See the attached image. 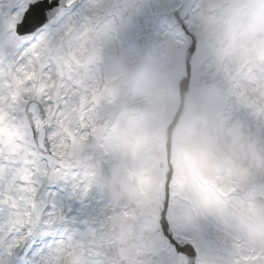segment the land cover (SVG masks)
<instances>
[{
	"label": "snow or ice",
	"instance_id": "6c2138e0",
	"mask_svg": "<svg viewBox=\"0 0 264 264\" xmlns=\"http://www.w3.org/2000/svg\"><path fill=\"white\" fill-rule=\"evenodd\" d=\"M161 63L210 68L195 173L132 118ZM262 69L264 0H0V264H264Z\"/></svg>",
	"mask_w": 264,
	"mask_h": 264
},
{
	"label": "rangeland",
	"instance_id": "374dc122",
	"mask_svg": "<svg viewBox=\"0 0 264 264\" xmlns=\"http://www.w3.org/2000/svg\"><path fill=\"white\" fill-rule=\"evenodd\" d=\"M236 8L238 9L239 6H236ZM243 21L246 23L245 28L248 30L245 33L246 30L244 31L243 29L240 36L245 40L251 39L253 33L247 26L248 20L246 16L243 17ZM211 32L213 31L210 27L203 33L201 38L202 49L205 55L209 57L213 56L221 47L219 40L214 34L211 37L213 39L216 38L217 40L215 42L210 41L211 37L208 33ZM227 63H231V58L227 59ZM144 71L145 72L142 73L136 72L137 91L135 89L136 79H134L133 82L132 77L130 84L132 82L134 83V99H141L146 103V109L144 113H142L143 115L137 120L140 122H149L152 131L156 135L157 128H159L161 123L164 120L169 121L172 118L173 113L179 104V95L172 69L167 64H150ZM203 71L204 75H198L192 83V90L195 94L194 100L197 103L196 109L194 110L195 113L193 115H196L195 119L200 120L201 122L190 123L189 127L185 128L183 130L184 132H181L179 140L177 141L179 147L182 148V153L186 159L187 167L190 173H192L193 168L196 167L198 170L200 167L199 161L193 156V140L201 136L209 139L223 138L227 134V129L224 127V123L215 109L213 97L206 89L207 73L210 71V68L206 66ZM141 85L142 87H140ZM127 95L130 100L129 94ZM212 119L215 120V123H213ZM197 133L199 134L198 136H196ZM161 153H163L162 148Z\"/></svg>",
	"mask_w": 264,
	"mask_h": 264
},
{
	"label": "water",
	"instance_id": "95a60500",
	"mask_svg": "<svg viewBox=\"0 0 264 264\" xmlns=\"http://www.w3.org/2000/svg\"><path fill=\"white\" fill-rule=\"evenodd\" d=\"M177 81L179 82L180 90L182 91V96L186 100L188 98V94H189V91H187V86H183L181 84L180 78ZM181 118H182V112L177 117V119L175 120L174 124L171 126L170 131L168 133L167 146H168V149L170 152H171V149L174 148L173 144H172V138H173L174 134L177 133L176 132L177 125L180 122Z\"/></svg>",
	"mask_w": 264,
	"mask_h": 264
}]
</instances>
